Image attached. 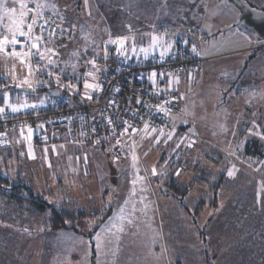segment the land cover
<instances>
[{"label": "rangeland", "instance_id": "obj_1", "mask_svg": "<svg viewBox=\"0 0 264 264\" xmlns=\"http://www.w3.org/2000/svg\"><path fill=\"white\" fill-rule=\"evenodd\" d=\"M121 1L122 6L134 5L133 0ZM156 1L157 9L163 1H170L160 13L162 18L156 20L153 14L151 19L122 21L114 9H105L112 0H25L33 9L37 2L48 5L42 20L54 25L53 37L44 38L40 45L42 50H52L46 56L54 65H48L47 59L32 60L34 84L50 81L55 86L45 94L47 98L70 102L64 95L69 82L77 89L85 79L93 82L85 74L93 71L97 76L105 49L111 47L108 41L122 37L124 30L131 39L135 32L130 36L128 31L142 27L140 34L153 33L161 38V45L171 44L173 49L188 37L181 22L199 23L195 32L201 36L202 48L217 56L213 63L218 62V66L191 84L188 93L179 86L170 87L179 95L182 92L183 100H179L170 129L163 135L144 132L132 138L126 134L117 149L77 146L47 136L40 139L45 142L37 148L15 149L7 164L10 162L16 174L22 172L43 199L56 204L75 198L78 208L92 207L99 213L80 225L93 243L79 235L69 245L72 249H67L65 241L55 244L66 232L50 229L49 213L35 215L29 224L27 215L2 207L0 241L8 244L2 251L0 242V264H27L18 258L22 246L17 243L27 236L39 238V244L26 243V248L43 247L39 255L42 264H67L63 256H51L53 247L67 252L69 258L78 254L76 264H264V132L250 130L249 123L251 116L264 113V41L256 39L254 48L232 53L243 48L247 40L242 41L238 26L226 18L225 6L214 0ZM247 1L257 9L264 8V0ZM7 6L15 7L17 13L20 10L13 0H7ZM168 8L175 13L169 14ZM34 15L30 12L27 22ZM94 59L101 61L96 63L99 71L88 68ZM241 61L242 66L235 67ZM37 64L39 71H35ZM49 70L54 73L51 77ZM27 74L18 60L0 55L3 96L14 91L16 82ZM56 75L63 87L57 86ZM156 80L153 83L151 79V83L156 85ZM95 83L99 84L97 78ZM96 92L89 91L91 96ZM29 96L21 102H31ZM17 97L13 94L12 102L17 103ZM169 132L174 133L170 140ZM246 148L255 152L253 156H247ZM19 164L25 168L19 169ZM229 170L234 172L231 177ZM109 211V218L101 224ZM11 253L17 260L10 261Z\"/></svg>", "mask_w": 264, "mask_h": 264}, {"label": "built area", "instance_id": "obj_2", "mask_svg": "<svg viewBox=\"0 0 264 264\" xmlns=\"http://www.w3.org/2000/svg\"><path fill=\"white\" fill-rule=\"evenodd\" d=\"M38 23L44 24L46 30L41 32L39 27H35V34L43 35L45 39L51 38L54 25L40 19ZM106 62L108 68L100 81L102 91H98L93 105L71 107L64 101L38 102L35 108L21 113L2 114L0 125L11 130L13 124L22 122L32 131L40 130L51 135L64 131L71 143H88L92 146L110 143L127 129L138 133L146 124L151 130L165 132L170 129V116L178 111L180 95L171 90L147 89L145 81L150 79L153 72L168 78L190 74L200 69L205 59L193 55L185 45L171 55L161 57L152 51L147 58L139 60L118 55L116 47H113ZM161 105L169 110V115L158 111ZM2 141L7 143V140ZM3 142H0V146L4 145Z\"/></svg>", "mask_w": 264, "mask_h": 264}, {"label": "crops", "instance_id": "obj_3", "mask_svg": "<svg viewBox=\"0 0 264 264\" xmlns=\"http://www.w3.org/2000/svg\"><path fill=\"white\" fill-rule=\"evenodd\" d=\"M112 1L113 2L110 3L109 6H107L105 9H106L107 12H108V10L110 8L114 9L116 11V13L120 14L118 17L121 20L123 19L122 21H124L125 19H129V18H131L133 20L136 19V21H142V20H145V19H147L149 17H150L149 19H151V17H153V14H155V17H153V18L158 20L159 18H162L160 16V13L161 12L162 13L165 12L163 10V7H166V6H164V5L168 4L170 2V1H163L162 3H164V5L160 6V8L157 9V7L155 5H157L159 2L156 1V0H146V1H144V0H133V2H132L134 4L133 6H130L129 5L130 3L124 4L122 6V1L121 0H112ZM166 2H168V3H166ZM214 2L218 6L219 5L220 6L221 5L225 6L224 8H226V10H227L226 11L227 12L226 13V18L231 19L232 22H234V24H236L238 26V27H236V30H239L238 32H240V34L242 35V41L244 42V40L245 41L247 40V43H246V45L243 48H240V49H238V50H236L235 52H232V53H236V52H240V51L249 50L251 48H254L255 47V42H257V40H256L257 38L250 31L246 30L244 27H242L241 25L237 24V21H238L237 13L231 7L225 5L226 3H225L224 0H214ZM170 4H173V2H171ZM209 5H210V1H209ZM195 10L196 9H194L193 15L195 14ZM205 11L206 12L208 11L207 5H205ZM168 12H169V14H173V13H175V9L171 10V9L168 8ZM206 12L202 11V14H204L205 17H206ZM49 21H51V20H49ZM181 25H183L184 28L186 30H188V33H187L188 35L187 36L193 37V40L198 42L201 45L200 48L202 49V54H203V56H204V58L206 60L205 63L203 64L202 68H201V70L202 69L203 70L202 71L200 70L198 72V74H197L198 78L201 79V77L203 75L204 76L207 75V73L209 72L210 69H212V68L217 69V66H218L217 63L218 62L217 63H213V62L217 61V56L214 53H210V52L206 53L204 51V49L202 48L201 36L198 33L195 32L197 30V28H198V25L200 26L199 23L196 26L195 25L193 26V25L186 24V23H184L182 21ZM241 27L243 28L244 31H241L240 29H238V28H241ZM141 29H142V27L140 29H137L136 31H131V30L128 31L130 36H131L130 32H132V33L135 32V34H134L135 36L132 34L134 37L133 38L131 37V39H129L127 37L128 33L126 32V30H124L122 32V37H127L128 38L127 42H126V45H125V54H124V56L127 57L130 60H139L141 58H145L144 54L142 52H140L139 49L140 48H145V49H149L150 48L151 38H152V36H154V34L153 33H150V34L142 33V34H140ZM143 36L146 37V38H143ZM117 37L118 36H116V38ZM147 42H148V44H147ZM114 46H116V45H114ZM177 46H178V44H177ZM177 46H175L173 49H170V51L166 52L165 55H171L172 52H174V50L176 49ZM133 47L136 48L135 52L132 51ZM152 51L157 52L158 54H160L161 51H163V48L160 47V46H157L156 48H152V49H150L149 54ZM208 61H211V63H209V65H207ZM241 66H242V61L238 65H237V63L235 65V67H241ZM102 71H103V68L101 67V71L98 72V74L96 76V78H97L99 83H100V74H101ZM201 72L203 74H201ZM199 74H201V76H199ZM194 77H191L189 79L188 76L185 77V76L177 75V76L172 77V79H164V83L165 84L164 85H160L158 88L159 89H167L168 87H172L173 88L174 86H179L180 87V91H182L183 93H186V92L188 93L190 85L193 84V82L195 81ZM150 85L155 87V85L152 84L151 81H150ZM34 86H35V84H34ZM89 91H91V90H89ZM79 92H80V94L82 96L83 101H85L86 104H89L92 99L88 100L86 98H83L84 92H85L84 87H82L79 90ZM182 92H180V93L182 94ZM8 93H9V96H10L9 102L12 103V104H21V103H23V102H21V99L23 101L27 100L28 98H30L29 95H32V97H31L32 100H31V102H28V104H35L36 102H44L45 103V102H48L50 100V98H47L45 95H40L39 93H37L36 90H34L32 93H23V94H21L18 91H15V90L12 91V92L8 91ZM13 94H16L18 96L17 98H18L19 101L17 103L16 102H12V95ZM95 94H97V92ZM262 95H264V93H262ZM184 97H186V95H184ZM92 98H93V96H92ZM181 98L183 100V94H182ZM3 107H5V105ZM25 109H27V108H22L21 111L25 110ZM10 111H11L10 109L5 108V113H9ZM256 118H258V119H256ZM249 123L251 124V128H253V129H250V130H252V131L260 130V131L264 132V113L263 114H259V116H254V115H253V117L251 116V120L249 121ZM0 138H2V140H7L6 144L2 140H0L1 143L2 142L4 143L3 146H5V148H0V151L4 152V155H0V170H1V172L3 174L10 173V174H13V175L16 174L15 168H14V170H13V168H11L12 166L10 165V162H9V164H7L8 160H12L13 159L12 155H10V154L11 153H15V149L22 148V146L27 147V148L28 147L29 148L30 147L33 148V146H34V147L37 148L38 147L37 145H41V144L43 145L44 142H45V141L42 140L40 144H35L34 136H33L32 132L29 129L24 130L23 128H15V129L9 130V131L7 129H5V128H2V129H0ZM55 139L56 140H60L61 142H69L65 135L56 137ZM69 143H71V142H69ZM86 145H89V144H86ZM1 163L3 164L4 168L1 167ZM16 163L17 162H15V164ZM21 168L24 169L25 167L23 165L21 166V164H19V169H21ZM65 232H66L65 236L71 234V232H69V231H65ZM65 236H58V241L55 244H57L58 242L63 243L65 241L66 242V248L67 249H72L69 245L73 244V242L75 241L76 237L77 236L79 237V235L73 234V235H70V236H67V237H65ZM27 237H26V239H20V240L17 241V243H19L22 246L21 247L22 248V252H21V255L18 258L23 259L24 261L27 262V264H42V261L39 259V255H41L43 253V251H42L43 247H41L39 250L34 245L31 246L29 250L26 248V243L39 244L40 243L39 238L38 237H29L27 239ZM2 243H3V248H4L2 251H4L5 248L7 247L6 244H8V243L4 239H3ZM12 243L13 242H11V244ZM30 251H32V252H30ZM60 255L63 256V258H65V261H66L67 264H76L78 262V260H80V256L78 254H75L76 258H74V257H72V258L70 257L69 258L67 252H64V253L58 252L57 247H53L52 248V252H51V256L58 257ZM11 260H17L16 254L13 255L11 253L10 261ZM50 264H55V263L50 261Z\"/></svg>", "mask_w": 264, "mask_h": 264}, {"label": "trees", "instance_id": "obj_4", "mask_svg": "<svg viewBox=\"0 0 264 264\" xmlns=\"http://www.w3.org/2000/svg\"><path fill=\"white\" fill-rule=\"evenodd\" d=\"M193 41H194L193 37H191V36L190 37L188 36L187 38H183L179 43H177L178 46L176 47V49L180 48L182 45H185L187 50H189V52H191L193 55H200L202 58H204V56L202 54V49L199 47V45L194 44ZM110 46L111 47H109V49L107 50V53H110L111 49L113 47H116V46H114L112 44ZM193 47H195V49H196L195 52H193V50H192ZM116 49H117V47H116ZM118 55H120V54H118ZM99 61L95 60V63H100L101 61L100 62ZM203 64H202V66H203ZM90 66H92L91 63L88 65V68ZM101 67L103 68V71L100 74V81L102 79L103 73L108 68V63L106 62L105 55H104V62L101 65ZM201 67H200V69L194 70L190 74L184 73V74H181V76H185V77L188 76L189 79L191 77L195 76L194 77L195 81L193 82V84L195 85V83H197V82H199L201 80L197 76L198 72L201 70ZM156 77H157V80H156L155 87L150 85L151 79L145 81V87L147 89H156L157 90V89H159L158 87L160 85H164L165 84L164 83V79H172V77L171 78L161 77V76H159L157 74H156ZM80 85L81 86L78 87V91H75V92L70 91V90H66L65 91L64 95H68L70 97V102H68L66 100H63L61 98L60 99H58V98L55 99L56 97H53V98H50V100L48 102H45V103H50L52 101H64L66 104H68L71 107H80V106L87 105L85 103V101H83L82 96H81V94L79 92V90L83 87V83H80ZM99 85H100V83H99ZM34 88H35L36 92L39 93L40 95H45L46 93H49V90L54 89L55 86H54L53 82L48 81L47 84L43 83L40 86L36 84L34 86ZM165 90L169 91V90H171V88L168 87ZM15 91H18L21 94L28 93V92L22 91L21 88H16ZM97 94H98V91H97ZM97 94H95L93 96V98H92V100H91V102L89 104L93 105L95 103V101L97 99ZM181 97H182V94H180V96L178 97V101L182 99ZM3 98H4V96L2 95V92H0V107L4 106ZM37 103L38 102H36L35 104H37ZM40 103H44V102H40ZM27 109H30V108H27ZM27 109H25V110H27ZM21 112H23V111H20V112H17V113H21ZM1 116H2V114H0V117ZM171 116H170V119H172ZM2 128H5V127L0 125V129H2ZM15 128H23L24 130L29 129V128L25 127V125L22 122L13 124L11 130H13ZM29 130H31V129H29ZM33 132H34L33 136H34L35 144H40L41 141H42L40 139L45 138L47 136L59 137V136H63V135H65L67 137L68 141L71 142L69 140V137H68L67 133H65L64 131L61 132V133L55 134V135H51L50 133H44L43 131H40V130L39 131H35L34 130ZM144 132H150V133H153V134H155L157 136H160V132L153 131V129L151 130L150 128H147V129L144 128L138 133H136L132 129H127L126 131H124L122 133V135L120 137L114 138V141H111L110 143L101 144L99 146H92L90 144L89 145L94 147V148H98V147L102 146L103 149L110 148V147H113V148L117 149L118 146H121L123 137L126 134H128L132 138H137L139 135L144 134ZM263 135H264V133H263ZM71 144H73V143H71ZM86 144H88V143H82L81 145L83 146V145H86ZM73 145H75V144H73ZM81 145H77V146H81ZM0 148H5V146H0ZM2 152L3 151H0V155H4V152L3 153ZM252 152H253V150L249 151V148H246L247 156H253V154L255 152L254 153H252ZM35 189H33L30 186V184L27 183V179L23 177V173L22 172L17 173L15 175H13V174L7 175V174H3L1 172V170H0V209L2 207H5V208L8 209V211H13L14 213L18 212V213H20L22 215L23 214L27 215L28 218H30V220L28 221L29 224H33L32 221L36 219V218H33L35 215H42V214H45V213H49L50 214V218H49V222H47V224L48 223L50 224V229H52L53 231H57V230H65V231H67L68 230L72 234L89 237L91 242L93 243V239L90 237V235L86 234L84 231H81L80 225H81V223H84L85 221L90 220L93 216H95L97 213H99L97 211V209L96 210H92L93 209L92 207L89 210L84 208V207L83 208H78V204H75V203H77L75 198L64 199L63 202H59V203H56V204H53V202L49 203L46 199H43L41 197L43 194L40 193L39 190H37V189L35 190ZM36 191H38V192H36ZM1 211H2V209H1ZM110 212L111 211L106 212V214H104L105 216L100 220L101 224H103L104 222L107 221V219L110 216ZM8 223H10L12 225V222L9 221ZM0 224H2V219H0ZM44 225L46 227H48V225H46V223ZM16 226H18V225H16ZM96 231H97V228L94 230V232H96ZM15 240H18V238H16ZM2 241L3 240H1L0 242H2ZM2 247H3V245H2ZM92 257L94 258V254L92 255Z\"/></svg>", "mask_w": 264, "mask_h": 264}, {"label": "snow or ice", "instance_id": "obj_5", "mask_svg": "<svg viewBox=\"0 0 264 264\" xmlns=\"http://www.w3.org/2000/svg\"><path fill=\"white\" fill-rule=\"evenodd\" d=\"M87 2V0H85ZM13 3H19V12L17 13V10L15 7H8L7 6V0H0V55H3L6 58H14L19 61V63L23 66H25L28 70V74L23 79H20L16 82L17 88H27L31 90H35L34 88V81L32 77L34 76V69L32 66V60L33 58H36L37 60H45L47 59L48 65H54V61L50 58H47L46 52H51V49H41V42L43 41V35H36L34 32L35 27H39L41 29V32H43L45 29V25L42 23H38V18L43 19V9L48 7V5L37 2L35 5V9L28 7V5L25 3V0H13ZM30 12H34L35 15L30 18V22H27L26 18L28 17V14ZM5 18L7 19V23H5ZM127 37H117L116 39H110L108 41L109 44H113L117 46V52L120 55L125 54V45L127 42ZM157 46H160L163 48V51H161L160 55L163 57L166 52L170 51L171 44H168L166 47L161 45V38L158 36H152L151 38V45L149 49L140 48L139 51L142 52L145 56V58L148 57L149 51L152 48H156ZM19 49V50H18ZM193 52L196 51L195 47H193ZM132 51L135 52L136 48L133 47ZM107 49H105V58H107ZM73 55H76V53H73ZM89 63L92 64L93 69H96V71H99V69L96 66L95 60L89 61ZM73 69H75V66L73 65ZM39 65L37 64V68L35 71H39ZM48 76L51 77L54 75V73L49 70ZM87 77H91V80L93 82H89L87 79L84 80L83 87L85 89L83 98H86L88 100L92 99V96L89 93V90L95 92V91H102V86L95 83L96 75L95 72L89 71L85 74ZM156 73H151L150 79L153 80V83L155 82ZM15 79V77H13ZM56 81L58 87H63L60 83V77L59 75H56ZM70 91H78V89L75 87L74 84L69 82V84L66 86ZM119 91V89H117ZM3 102L5 107H0V114H3L5 112V108L10 109L13 113H17L21 111L22 108H35V104H28L27 101L21 103V104H12L9 102V93H4ZM137 103H140V101H137ZM158 111L163 112L164 115H169V110L165 109L162 105L159 106ZM111 123V121H110ZM148 125H145V129H147ZM31 131V130H30ZM153 131H156V129H153ZM160 134L163 135V130L160 131ZM173 132L168 133V139L170 140L172 138ZM261 139H264V136H261ZM159 141H157L158 143ZM179 146V145H177ZM191 146V145H189ZM135 159V157L133 158ZM152 174L156 175V170L153 168ZM228 175L231 177L234 175V172L232 170L228 171ZM135 184V181L133 182ZM134 194V190H133ZM121 212H123V209H121ZM97 250H99V236H97Z\"/></svg>", "mask_w": 264, "mask_h": 264}, {"label": "water", "instance_id": "obj_6", "mask_svg": "<svg viewBox=\"0 0 264 264\" xmlns=\"http://www.w3.org/2000/svg\"><path fill=\"white\" fill-rule=\"evenodd\" d=\"M238 15L237 24L244 27L256 36L259 41H264V9L253 7L247 0H224ZM32 93L31 89H21Z\"/></svg>", "mask_w": 264, "mask_h": 264}]
</instances>
